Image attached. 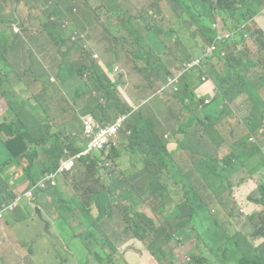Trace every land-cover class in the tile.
<instances>
[{
    "label": "trees",
    "instance_id": "16d2710c",
    "mask_svg": "<svg viewBox=\"0 0 264 264\" xmlns=\"http://www.w3.org/2000/svg\"><path fill=\"white\" fill-rule=\"evenodd\" d=\"M17 1L22 6L23 2L27 6L43 3L45 11L41 29H29L24 24V34H16L6 4L3 14L7 20L0 23L12 28L8 31L0 26V51L3 61L12 66L10 71L0 68V208L18 198L27 200V194L33 191L36 204L48 212L50 205L42 201L48 199L56 210L54 223L58 233L54 236L68 243L76 256L86 255L84 264L92 260L95 264H105L106 260L117 264L113 257L98 251L106 246L117 250L105 227L108 219L128 224V230L147 245L157 264H161V256H172L180 247L174 232L197 245L188 252L186 264H264V29L256 21L264 9V0H152L151 6L137 9L138 13L130 0H97L95 6L91 0ZM74 16V21H86L83 24L87 23L88 29L95 32L103 24L114 39L111 43L109 37L105 38L106 50L117 62L124 60L125 55L121 48L114 51L115 46H136L130 56L139 60V65H145L140 70L150 76L148 81L155 91L162 86L163 91L168 77L173 76V65L157 62L158 49L163 48L162 53L176 59L177 64L181 63L178 49L185 48L190 52L185 63L201 57L203 65L184 75L180 92L163 91L171 95L169 100L162 101V117L153 115L146 121V114L131 115L121 144L110 152L93 151L81 159L73 174L62 177L56 186L39 190L36 185L47 173L60 169L63 160L89 150L86 116L94 115L99 121L108 122L130 115L122 101L121 86L112 82L95 60L96 50L76 43L81 37L71 41L78 32L77 24L72 22ZM219 21L236 30L232 31L235 35L218 41L215 25ZM36 34H45L43 42L32 41ZM221 34L225 35L223 29ZM214 45L216 49L211 52ZM26 46L45 61L29 73L24 61L17 70L12 63L13 55ZM206 54L211 57H205ZM205 77L213 79L217 89L211 104L199 98L200 91L197 93L205 84ZM71 80L82 86L76 88L69 100L64 89ZM42 95H50L49 108L41 100ZM153 105V101L145 104L150 114L155 113ZM33 108L43 109L49 116L42 120ZM52 112L60 120H52ZM69 113L72 114L66 119ZM172 117L177 124L166 128V132L172 131L166 138L163 125ZM179 135L190 140L177 139ZM200 139L210 146L229 145L232 154L225 161L224 180L229 195L234 196L238 187L237 195L255 192L248 198L249 207L242 208L248 215L243 231L236 229L230 234L218 221L221 198L215 195L222 188L210 184L205 177H216L217 173L203 165L206 158L200 164L191 159L204 142ZM124 155L141 164L133 162L132 172H124L119 163ZM253 161L257 169H253ZM166 171L178 188L171 189L165 197L176 208L174 212L165 211L162 222L142 212L134 195L143 193L137 182L143 185L146 179L148 182L157 177L149 189H161L163 196L171 186L164 183ZM23 178L29 183L18 195L17 184ZM183 186L187 194L181 199ZM210 189L215 191L205 194ZM191 199L193 207L188 202ZM240 211L234 209L236 219L241 217ZM74 221H79V225L73 226ZM204 228L212 238H205ZM208 232L206 237H210ZM74 240L84 241L86 251H79L72 244ZM66 247L56 243L55 259L37 262L35 256L34 264H55L57 259H65Z\"/></svg>",
    "mask_w": 264,
    "mask_h": 264
},
{
    "label": "rangeland",
    "instance_id": "374dc122",
    "mask_svg": "<svg viewBox=\"0 0 264 264\" xmlns=\"http://www.w3.org/2000/svg\"><path fill=\"white\" fill-rule=\"evenodd\" d=\"M97 0H91V2L94 4ZM19 2L17 0H0V23L5 22L7 18L4 16V8L5 5H7L8 9L12 12V16L16 18L18 22L21 20L24 22L25 26L29 29H41L40 22L44 23L43 21V15H44V8L45 4L43 3H32L30 6H27L23 2V7L20 5H17ZM92 5V4H91ZM96 4L92 5L95 6ZM152 5V0H133V8L136 10V13H138L137 9L139 8H147ZM264 10V9H263ZM263 10L260 14L263 13ZM62 12H65L62 9ZM79 14H76V16ZM74 16L72 19V22L76 23L78 26V32L72 36L71 41L77 40L78 37H81L76 43H79V45L84 47H90L96 50L95 54H99L101 57L104 55L106 56V52L109 53V51L106 50V40L105 35L107 32L104 29V26L102 23L98 26V31H92L88 29V24H83L86 21L77 20L74 21ZM39 22V23H38ZM163 22L162 19H160V25ZM2 25H8L7 23ZM1 26L2 29L12 31V28L8 26ZM159 25V27H160ZM228 31H236L231 26L227 25ZM237 32V31H236ZM39 36L41 34H36V38L33 39V41H39ZM68 44V43H67ZM120 45H117L114 47V51L120 49ZM27 53L31 52L32 49L28 48L26 46ZM179 56L181 58V63H177L175 67H173L171 73L172 75L176 74L179 69H182L185 66V62L187 60V55L190 54L188 50H185V48L178 49ZM33 52V51H32ZM157 62H160L162 64L165 57L167 56L166 53H158L157 52ZM3 52L0 51V68L3 66L6 71L12 70L11 65H7L6 61H3ZM141 63V60H140ZM111 70L113 69V64L110 66ZM145 67V65H139V68L142 69ZM123 69L129 70L128 65L125 61L124 64H120L117 66V70L120 75L115 78V82L122 86L121 78L124 76ZM142 75H145V72H142ZM149 76V75H148ZM86 79H88V74L85 76ZM150 77V76H149ZM208 82H205L207 84ZM139 86L137 89L138 91H142V94L144 93V84L145 82H139L137 83ZM204 84V85H205ZM64 93L67 94V99L72 100V97L74 95V92L76 88L79 86H82V84H78L77 81L71 80L68 83H66ZM22 87V86H20ZM203 88V87H202ZM120 91L122 93H126L127 88L121 87ZM53 93V92H49ZM73 93V94H69ZM155 94V91H152L149 96H152ZM201 96L205 98L204 92H200ZM50 95H42V101L45 103V105L50 107V101L49 97ZM169 97L164 96L163 100H167ZM113 99L116 101L117 96L116 92L113 94ZM209 99V98H208ZM212 100V99H211ZM153 110L155 113L153 114H146V121H149V117L151 118L153 115H157L162 117V112L160 111L162 101L161 97H157L155 99ZM114 107L113 104H110ZM6 107V104H4ZM34 112L38 113V116L44 120L46 117H48V114H45L44 110H37L36 108L32 109ZM204 112V111H203ZM205 113V112H204ZM72 113H69L66 115V119H69L68 116ZM50 118L60 120V117H57L54 115V112L51 113ZM84 116H82V119ZM170 126L168 124H164V130L163 134L171 135L172 131L166 132V128ZM220 128V126H219ZM222 132V131H221ZM222 135L227 139V137L222 133ZM177 139H180L182 141H189V137L186 136H176ZM228 140V139H227ZM204 141L203 139H200L199 142ZM191 154V153H190ZM232 154V151L229 147V145L221 146V147H215L208 145L205 141L202 143V145L199 146L198 152H196L194 155L195 157L192 158L195 162L198 164L202 163L203 158H206V163L203 165L207 167L208 169L214 171L217 173L216 177L212 176V174H207L205 177L210 181V184H216L217 187H221L222 190H217L216 195L219 198H221L220 207L217 209V212L221 213L220 222L221 225L225 226L226 229L230 232V234H233L236 229L243 231L247 225V216L244 214L243 207L248 208L249 202L248 198H250L251 195H254V193H249L248 195H245L244 193H241V195H237L240 187L236 188L235 195L231 196L229 195V190H225L227 187L225 183V178L227 176L226 168H225V161L229 157V155ZM42 159L45 158L44 154H41ZM247 164V161L244 163ZM111 166V165H110ZM191 166V165H190ZM259 168H262L259 166ZM253 169H257V165L255 161H253ZM69 178V177H68ZM157 177L150 178L147 182L145 180V183L143 182V186L137 182V186L143 188L142 194L135 193L134 197L136 198L137 202L140 203V210L144 212L148 217L156 220V221H164L165 217L163 216V213L165 211H175L176 205L169 200V198H165L169 191L171 189H177L178 186L175 184V181L172 177L169 176V173L166 171L163 179L165 184H170L171 186L164 192V195L161 193V189H156L153 191V189H149L151 187L152 181H154ZM29 183V180L26 178H23L19 184H17V187L20 189L18 191V195L26 189V185ZM250 188L246 189L245 192L249 191ZM215 190L210 189L206 190L205 194H211ZM120 193H118L119 195ZM180 194L181 199L182 197H186L187 192L184 190V186L180 188ZM29 197V195H28ZM69 198H72L71 195H69ZM36 199V198H35ZM42 201L48 203L50 205V210L45 211L44 208H41V213L38 212L37 208H40L35 201H33L31 204L27 200H23L19 207H8L10 210L9 215L5 212V210L0 208V264H34L35 256L37 257V262L44 261L49 262L51 258H56V251L55 246L57 244H66V251L68 255L65 257V259H57L56 262H53L55 264H84L83 261H86L88 258H86V255H80L76 256L73 251L68 246V243H64L63 239L58 236H54V234L58 233V227L55 226L54 223V216H56V210L53 208L50 201L45 198L42 199ZM188 202L193 207L194 200H188ZM118 205H122L121 203ZM127 206V205H125ZM239 208L241 217L236 219L233 216L234 209ZM242 212V213H241ZM4 213V216L3 214ZM51 216L50 221L48 216ZM46 218V219H45ZM43 219V220H42ZM45 220L49 221L51 223V228L48 230ZM172 222L175 220L172 219ZM65 224H63L64 226ZM79 225V221H74L73 226ZM105 227L108 229V233L111 235V240L114 244V247L117 249L115 250L112 246H106L105 248L99 247V252L102 254H105L109 257H113L116 260L117 264H157L153 255L149 252L147 245L136 239L133 231L128 230V224L122 221H118V219L115 220H106ZM211 228V226L209 227ZM6 229L9 231L7 234L5 231ZM85 231V228L82 229ZM70 235H72V232L70 228H67L66 230ZM203 231L205 232L203 235L205 238L209 239L212 238L211 234L208 232L207 228H204ZM206 232L210 234V237H206ZM175 237L177 240L181 243L180 247H178L175 251V254L170 255H163L158 259V262L160 261L161 264H186L189 261L188 258V252L191 248L195 246V243H189V241H185L183 236L178 235L176 232H174ZM116 243V244H115ZM176 243V242H172ZM197 243V242H196ZM72 244H74L79 251L84 252L86 251L84 241L82 240H74L72 241ZM177 244V243H176ZM197 246V245H196ZM195 246V247H196ZM95 257V256H94ZM96 258V257H95ZM97 259V258H96ZM92 260V259H91ZM90 264H95L92 260ZM105 264H109V262L106 260Z\"/></svg>",
    "mask_w": 264,
    "mask_h": 264
},
{
    "label": "crops",
    "instance_id": "0c3cea01",
    "mask_svg": "<svg viewBox=\"0 0 264 264\" xmlns=\"http://www.w3.org/2000/svg\"><path fill=\"white\" fill-rule=\"evenodd\" d=\"M131 4L133 5V0H130ZM21 7H23L22 5H20ZM6 13L7 15H9V17H12V12L10 11V9H8V7L6 6ZM15 21V20H14ZM256 21L258 22V24L264 29V11L263 13L258 16L256 18ZM17 23V22H15ZM15 27V26H14ZM21 34H24V31L22 29ZM44 35L39 36V41H34V43L37 42H43V38ZM109 37L111 39V43L114 42V39L112 37H110L108 34L105 35V38ZM33 41V40H32ZM132 45V44H130ZM31 48V54L27 53L26 48H22L18 53L14 54L12 57V63L14 66V69L17 70L18 65L20 64L21 61H24L25 65H26V69L28 70L27 73L30 72V70L38 63H42L45 62L44 60H42V56L40 54H38L32 47H28ZM125 55L124 60H121L120 62H117L109 53L106 52V56L104 55L103 57H101L99 54V63L103 62L105 64V66L110 69V65L113 64V69L120 65V64H124L125 61L128 65L129 70H125L123 69V74L124 76L121 78L120 81H122V88L125 87L127 88L126 93H122V101L128 106V112L130 115H134V116H139L140 113L143 114H148L146 108H145V104L150 103L151 101L155 102V99H157V97H161V101H163V97L164 96H168L170 97V93H165L162 91V88H159L158 91H155L151 88V84L148 81L149 77L146 75H142V73L140 72V68H139V60H135L133 57L130 56L131 53V49L133 50H137L136 46H121L120 47ZM164 51L163 48L158 49L159 53H162ZM101 61V62H100ZM165 64L170 63L171 65H173V67H175L176 65V59L171 58L170 57H166L164 60ZM180 70V69H179ZM20 73V72H18ZM186 74V73H185ZM184 74V75H185ZM184 77V76H183ZM181 78V84L179 87V91H177L176 93L180 92V90L183 88L182 85V79ZM212 81L205 84V85H201V90L200 88L197 90V93L200 92H204V94L206 95L205 98H203L200 94L199 98L203 101L206 100V104H211V102L213 101V99L217 96V89H216V85L213 81V79H211ZM139 82H145L144 84V93L142 94V91H138V87L142 86V85H138L137 83ZM203 82H206L205 80ZM120 87V88H121ZM152 91H155V94L152 96H149L150 93ZM209 98V99H208ZM212 99V100H211ZM169 100V98L167 99ZM209 102V103H208ZM245 102V101H244ZM242 102V103H244ZM154 106V105H153ZM143 110H145L143 112ZM123 111V110H122ZM125 111V110H124ZM111 113H114L113 110H110ZM127 112V111H126ZM180 113L178 112L177 115H179ZM177 124L176 122V118L172 117L170 122L168 123V125L170 126H175ZM168 137V135H167ZM125 138V132H123V134L121 135V137L119 138L117 145L121 144L123 142ZM191 158V157H190ZM192 159V158H191ZM133 162H137L136 159H132L130 155H124L120 160L119 163L122 166V170L124 172L129 173L130 171L132 172V164ZM192 163V162H191ZM138 165H140V162H137ZM189 165V164H187ZM147 181V179H146ZM143 186V185H142ZM27 187V185L25 186ZM20 189L17 187L16 189V193H18ZM29 202V201H28ZM30 203V202H29ZM31 204V203H30ZM7 234L9 233V231L6 229L5 231Z\"/></svg>",
    "mask_w": 264,
    "mask_h": 264
},
{
    "label": "built area",
    "instance_id": "2783aa9c",
    "mask_svg": "<svg viewBox=\"0 0 264 264\" xmlns=\"http://www.w3.org/2000/svg\"><path fill=\"white\" fill-rule=\"evenodd\" d=\"M215 28L218 30V41H222L225 37L231 38L235 35L234 32L228 31L227 26L223 21H219ZM224 31L225 35L221 34V31ZM19 32V30H16ZM216 49V45L210 49L213 52ZM97 59L99 58L98 55L95 56ZM205 57H211L210 54H206ZM203 65V58H196L193 59L191 62L185 63V66L180 69L175 75L169 76L166 82V86L164 87L163 91L171 90L174 93L179 91V87L181 84V78L184 76L185 73L191 71L197 67H202ZM118 72V71H117ZM119 73V72H118ZM204 80L206 82H211L212 80L208 77H205ZM209 103V102H208ZM131 115H122L116 121H108V122H101L99 121L94 115H88L84 118L86 133L88 138L90 139L89 150L86 152L79 153L77 155L72 156L67 160H63L60 169L56 172L47 173L45 175L44 180L40 181L38 185H36L37 189L42 190L47 188L49 185L56 186L61 180L62 177H66L74 173L77 164L81 161V159L85 156H89L95 150H106L109 152L110 148L113 144H116L126 130V125L130 121ZM169 138V136L167 137ZM103 165L102 162H100ZM110 167V163L107 164ZM29 195V197H28ZM27 200L32 203L35 201V195L33 191H30L27 194ZM23 201L21 198L16 199L11 204H4L1 209L5 210V212H9L10 210L8 207H19L20 202ZM4 216V213H2Z\"/></svg>",
    "mask_w": 264,
    "mask_h": 264
},
{
    "label": "clouds",
    "instance_id": "9594fccd",
    "mask_svg": "<svg viewBox=\"0 0 264 264\" xmlns=\"http://www.w3.org/2000/svg\"><path fill=\"white\" fill-rule=\"evenodd\" d=\"M8 5V4H7ZM6 5V6H7ZM8 17H9V15H7ZM9 18H12L13 19V21H12V26L14 27V30H15V33L16 34H21V32H22V29H23V27H24V22L21 20L20 22H18L17 20H16V18L15 17H9ZM15 20V21H14ZM15 22H17V23H15ZM16 30H19V32H16ZM99 56V55H98ZM199 58H201V57H199ZM99 59H100V57L97 59L96 57H95V60L98 62L99 61ZM196 59V58H195ZM101 62V61H100ZM99 63V62H98ZM100 64V66L104 69V71H105V73H106V75L109 77V79L112 81V82H114V83H116L114 80H115V78L116 77H118L119 75H120V73H118L116 70H117V67H116V69L114 68V70H111V69H108L106 66H105V64L103 63V62H101V63H99ZM122 116V115H121ZM120 117V116H119ZM118 117V118H119ZM117 118V119H118ZM116 119V120H117ZM115 120V121H116ZM127 126V125H126ZM115 146H117V143L116 144H113L112 145V147L110 148V150L113 148V147H115ZM110 150H109V152H110ZM16 200V199H15ZM28 201V200H27ZM13 203V202H12ZM11 204V203H10ZM4 205V204H3Z\"/></svg>",
    "mask_w": 264,
    "mask_h": 264
},
{
    "label": "water",
    "instance_id": "95a60500",
    "mask_svg": "<svg viewBox=\"0 0 264 264\" xmlns=\"http://www.w3.org/2000/svg\"><path fill=\"white\" fill-rule=\"evenodd\" d=\"M38 212H40L41 216H42V213H41V208H37ZM43 220V219H42ZM46 222V225H47V229L49 230L51 228V223L47 220H45Z\"/></svg>",
    "mask_w": 264,
    "mask_h": 264
}]
</instances>
